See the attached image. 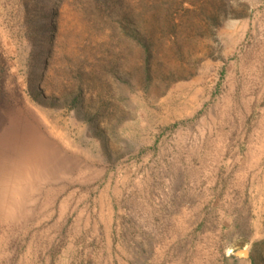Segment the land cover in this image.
Segmentation results:
<instances>
[{
    "label": "rangeland",
    "instance_id": "obj_1",
    "mask_svg": "<svg viewBox=\"0 0 264 264\" xmlns=\"http://www.w3.org/2000/svg\"><path fill=\"white\" fill-rule=\"evenodd\" d=\"M0 86V264H125L106 224L261 126L264 0H0Z\"/></svg>",
    "mask_w": 264,
    "mask_h": 264
},
{
    "label": "crops",
    "instance_id": "obj_2",
    "mask_svg": "<svg viewBox=\"0 0 264 264\" xmlns=\"http://www.w3.org/2000/svg\"><path fill=\"white\" fill-rule=\"evenodd\" d=\"M261 118L248 141L209 154L213 176L200 177L194 189L184 181L167 211L153 208L145 222L141 206L121 209L128 218L117 227L106 224L99 254L125 264H196L200 255L209 263L241 264L238 249L252 258V247L264 242V107ZM91 253L84 251L85 257Z\"/></svg>",
    "mask_w": 264,
    "mask_h": 264
},
{
    "label": "water",
    "instance_id": "obj_3",
    "mask_svg": "<svg viewBox=\"0 0 264 264\" xmlns=\"http://www.w3.org/2000/svg\"><path fill=\"white\" fill-rule=\"evenodd\" d=\"M240 254H241V255H240ZM242 254L246 255V251H245V250H241V251H237V252L235 253L236 257H240V256H242ZM246 259H247V257H246Z\"/></svg>",
    "mask_w": 264,
    "mask_h": 264
},
{
    "label": "trees",
    "instance_id": "obj_4",
    "mask_svg": "<svg viewBox=\"0 0 264 264\" xmlns=\"http://www.w3.org/2000/svg\"><path fill=\"white\" fill-rule=\"evenodd\" d=\"M4 92H5L4 86H0V98L3 97Z\"/></svg>",
    "mask_w": 264,
    "mask_h": 264
}]
</instances>
